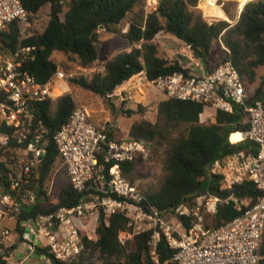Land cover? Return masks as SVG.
I'll use <instances>...</instances> for the list:
<instances>
[{
  "label": "trees",
  "instance_id": "trees-1",
  "mask_svg": "<svg viewBox=\"0 0 264 264\" xmlns=\"http://www.w3.org/2000/svg\"><path fill=\"white\" fill-rule=\"evenodd\" d=\"M21 3L29 22H32L33 16L41 7L49 4L48 20L40 32L28 28V34L22 38L19 24L16 21L8 23L0 30V55L11 56L19 46H33V58L24 62L22 69L27 70L39 82H45L59 68L52 57L54 52L68 55L82 67L92 66L97 58L95 42L99 27L112 33H121L130 44L129 50L116 53L105 63L104 72L93 73L90 78H69L71 85L99 96H107L124 81L142 71L147 80L175 71H182L187 75L196 74L190 65H185L184 59L160 56L159 47L162 42L157 38L159 33L169 34L180 41V44L188 46L193 57L203 63H207L211 55L213 41L220 40L228 49L223 58L231 60L240 77L247 83L255 81L257 68H264V0L246 1L234 24L224 19L209 22L197 7L198 0H157L154 8L148 12L144 8L145 0H69L63 18H60V13L64 0H21ZM222 10L232 17L224 4ZM215 12L219 15V12ZM128 16V29L121 32L119 24ZM256 96H263L259 87ZM124 103L118 109L126 115L141 108L140 104L138 108H134L132 105L125 107ZM76 104L73 96L66 92L32 104L36 120H40L46 128V145L37 167L38 177L33 175L31 178L33 188L38 186L37 200L30 212L19 213L15 227L19 232L21 218L58 207H72L82 195L68 182L61 187L55 204L46 206L40 202L41 195L47 199L45 182L54 165L60 161L54 134L67 120ZM204 106L203 103L192 100L164 98L157 104L154 121H134L128 131L129 137L144 141L147 160H155L161 164L162 176L156 188L144 192L146 201L163 215L167 212L174 213L186 230L192 226L191 218L176 211L183 205L197 204L200 196L206 192L223 200L218 203L216 212L209 215L212 223H206V228L219 227L232 220L260 195V190L251 181L224 188L220 184L221 175L210 173V167L216 159L234 152L236 144L229 142L228 136L232 132H244L248 129L247 113L242 107L234 105L231 112L217 109L212 121L200 122L199 115ZM0 130L7 128L1 126ZM144 156L140 153L130 161L119 163L122 175L130 183H133L138 167L143 165ZM3 169L4 162H0V171ZM204 176H207L208 183L202 189L201 178ZM0 181H4L2 175ZM230 196L237 201L244 200L240 204V210ZM226 198L228 199L224 201ZM128 223L129 219L123 213L110 214L106 220L103 218L99 222L91 239L83 237V249L75 259L62 261L51 255L52 262L164 264L171 259L174 250L162 233L154 245L151 243L152 229L135 232L130 239L122 241L120 233L131 229ZM36 252L48 254L46 248L37 247ZM260 254L264 255L262 243ZM0 264L4 263L0 261ZM258 264H264V258L260 257Z\"/></svg>",
  "mask_w": 264,
  "mask_h": 264
},
{
  "label": "built area",
  "instance_id": "built-area-1",
  "mask_svg": "<svg viewBox=\"0 0 264 264\" xmlns=\"http://www.w3.org/2000/svg\"><path fill=\"white\" fill-rule=\"evenodd\" d=\"M13 21L19 24L20 37H25L30 22L21 0H0V30ZM32 50L33 46H19L10 58L0 63V127L7 128L0 130V162L5 166L0 171L4 180L0 181V261L4 264L20 263L11 244L6 243L11 230L4 222L18 221L23 211L20 203L33 206L37 200L38 186L33 188L31 178L37 173L45 152L46 128L36 120L32 104L54 97L53 89L60 82L67 83V75L59 68L45 82L37 81L22 69L24 62L33 58ZM182 51L191 68L199 67L200 60L193 57L188 46ZM146 81L166 98L201 102L227 112L234 105L243 108L249 124L244 137L257 145L256 151L246 155L231 153L216 159L210 173L221 175L220 184L224 188L251 181L260 190L256 201L227 223L206 228L203 215H213L218 203L223 201L206 192L197 204L178 208L179 214L191 218L192 226L188 230L177 217L178 222L171 224L126 180L119 167L121 162L146 154L144 141L116 136L112 124L94 123L88 109L77 103L53 139L69 184L82 195L72 207H58L21 218L20 241L30 252H36L37 247L46 248L50 255L43 253L41 264H54L51 255L71 261L82 251L83 237L91 239L94 235L96 227L87 231L83 226L89 221L97 226L103 218L120 212L128 217L131 226L154 227L150 228L153 245L163 234L174 250L164 264H258L264 233V80L263 96L249 101L237 68L231 60L223 58L207 73L187 75L175 71ZM119 88L117 96L121 101L130 97L126 88ZM229 198L240 210L244 200Z\"/></svg>",
  "mask_w": 264,
  "mask_h": 264
},
{
  "label": "rangeland",
  "instance_id": "rangeland-1",
  "mask_svg": "<svg viewBox=\"0 0 264 264\" xmlns=\"http://www.w3.org/2000/svg\"><path fill=\"white\" fill-rule=\"evenodd\" d=\"M156 1L157 0H153V2L150 0H145V11L148 12L152 10L156 4ZM68 2L69 0H64V6L62 8V12L60 13V18H63V13L67 9ZM223 4L229 10L232 17H229L224 13V11L222 10ZM197 7L200 9L202 16L208 20L224 19L229 23L234 24V22L238 19V2L236 0H210L209 2H207L206 0H204V2L198 0ZM49 11V4H45L43 7H41L37 14L33 16L29 28L40 32L44 28L48 20ZM215 11L219 12V16ZM128 20L129 16L120 22L119 28L121 32H126V30L128 29ZM97 33L98 39L95 42L97 48V58L93 65L90 67L80 66L75 60L70 59L68 55L62 52H54L52 54L53 59L59 64V69L63 70L67 75V83L60 82L59 86H56L53 89V94L55 95V97H58L65 92L70 93L76 103L84 105L88 109L91 116L90 118L94 123L107 122L109 124H112L116 130L115 134L118 137H127L126 133L129 131L130 125L134 121L141 119L149 121L155 120L157 104L160 100L166 97L163 93L156 90L152 84L146 81L144 71L137 73L124 81L115 89L114 93H108L107 96H99L79 86L71 85L69 83L70 77L84 76L86 78H90L93 73L104 72V65L110 58H112L116 53L122 50L130 49L128 39L125 38L121 33L109 32L104 27H99L97 29ZM157 38L162 42V44L160 43L159 47L160 56L167 57L169 59H184L186 66H189L191 64L190 60H186V57H184L181 53L183 52L181 48L183 47V45H178L177 43L173 42L171 38L169 39V37L167 38L158 36ZM222 46L225 45L220 40L213 41L211 45V53L214 55H219L220 59L224 56ZM7 58H10V56L3 57L2 55H0V62H3ZM259 68L260 70L258 72V76L260 84V78L263 75L264 68ZM193 71L195 72L196 70L193 69ZM244 85L245 89L254 97V89L258 85V83L251 84L244 81ZM119 87L126 88L131 93L130 97L121 101L117 96V93L120 90ZM109 94L112 95L109 96ZM122 102H125V107L132 105L134 108H138V104H140L141 108L136 109V111L131 115H126L124 113H121L118 109ZM215 111V108L211 107L210 105L204 106L202 114L209 117V120H206V122H210L211 120H213ZM233 133L232 135L237 137V135H241L243 132L235 131ZM147 155L148 154L146 152L143 158V165L138 167V171L135 173L134 181L132 183L143 194L148 189L156 188L160 177L162 176V168L160 162L155 160H147ZM66 183H68L67 173L61 163L57 162L54 165L49 178L45 182L47 199L44 200L43 203L46 206L55 204L61 187ZM207 183V176L202 177L201 188L205 189ZM199 199L201 200V197ZM163 216L173 225L178 222L174 213L167 212ZM203 218L204 225L206 223H212V221H210L209 215H203ZM150 228L155 229L154 227H149V225L146 224H144L141 228L131 226L130 231L121 232L119 237L122 241H126L131 238L133 233ZM262 245H264V237ZM261 258H264V255H261Z\"/></svg>",
  "mask_w": 264,
  "mask_h": 264
},
{
  "label": "crops",
  "instance_id": "crops-1",
  "mask_svg": "<svg viewBox=\"0 0 264 264\" xmlns=\"http://www.w3.org/2000/svg\"><path fill=\"white\" fill-rule=\"evenodd\" d=\"M208 21L211 22L213 20H208ZM158 36L167 37V38L169 37V39L171 38L172 41L175 42V43H177L178 45H183V47H181V48L187 47L185 44H180V41L176 40L173 36H171L169 34L159 33L157 35V37ZM222 47H223L222 51L224 52V55H225V52L228 51V49L225 46H222ZM223 57L220 59V56L219 55H214V54L211 53L210 57L208 58L207 63H203L202 64V62L199 61L200 62L199 67H197V68L192 67L191 69L192 70L195 69L196 70L195 72L196 73H199V74L200 73H207L216 64H218L223 59ZM259 70H260V68L259 69L257 68V70H256V78H255V81L253 82V84H257L258 83V85L256 87L253 86V87H255V89H254L255 96L254 97H257L256 96V92H257V88L258 87H259V92H263L264 70H263V75L260 78V84H259V76H258ZM246 92H247V96H248L249 101H252L254 97L247 90H246ZM199 119H200V122H204V121L206 122V120H209V117L208 116H204L201 113L199 115ZM115 132H116V130H115ZM232 133L228 136V141L231 142V143H233V144H236L233 153H237V154H241V155H246V154H249V153L253 152L252 150L257 149V145L252 140H250L249 138L244 137V133H242L241 135H237V137L236 136H233ZM126 136H129L128 132L126 133ZM244 138H246L245 141H241ZM59 163H61V161H59ZM35 177H38V172L35 174ZM17 222L18 221L15 220V219H9V220H6L4 222V224L7 225L10 228V230H11V233H10L9 237L7 238V240H6V243L7 244H11V247L13 248V252H14V255H15L16 260L20 261L19 264H41V263H43L44 257L42 256V254H39L37 252H30L26 248L25 244H23L20 241L19 231H17L15 229V227L17 225ZM18 225L20 226V224H18ZM93 227L95 228L96 227V224L93 223L92 221L87 222L83 226V228L85 230H87V231H89V229L90 228L92 229ZM20 228H21V226H20Z\"/></svg>",
  "mask_w": 264,
  "mask_h": 264
},
{
  "label": "water",
  "instance_id": "water-1",
  "mask_svg": "<svg viewBox=\"0 0 264 264\" xmlns=\"http://www.w3.org/2000/svg\"><path fill=\"white\" fill-rule=\"evenodd\" d=\"M244 5V4H243ZM241 9L242 8H239V6H238V17H239V15H240V11H241ZM36 191H38V187L36 188ZM196 193V191L193 193V194H195ZM12 196H14V194H12ZM44 199H45V196H41V198H40V202H44ZM17 201H19V199H17ZM20 206H21V208H22V210L24 211V212H29V211H31V209H32V205H23L22 203H20Z\"/></svg>",
  "mask_w": 264,
  "mask_h": 264
},
{
  "label": "bare ground",
  "instance_id": "bare-ground-1",
  "mask_svg": "<svg viewBox=\"0 0 264 264\" xmlns=\"http://www.w3.org/2000/svg\"><path fill=\"white\" fill-rule=\"evenodd\" d=\"M153 2V0H150ZM201 2H204V0H200ZM207 2H209L210 0H206ZM235 1V0H234ZM238 2V6L239 8H242L243 4L247 1V0H236ZM152 4V3H151Z\"/></svg>",
  "mask_w": 264,
  "mask_h": 264
}]
</instances>
